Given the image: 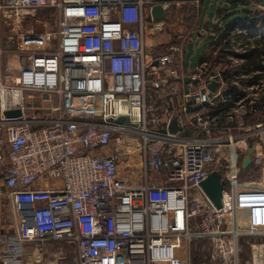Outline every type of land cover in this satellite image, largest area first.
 Returning a JSON list of instances; mask_svg holds the SVG:
<instances>
[{"label": "built area", "instance_id": "built-area-1", "mask_svg": "<svg viewBox=\"0 0 264 264\" xmlns=\"http://www.w3.org/2000/svg\"><path fill=\"white\" fill-rule=\"evenodd\" d=\"M171 5L0 0V264H243L230 230L243 206L264 210V72L241 85L255 75L186 68L187 36L160 40ZM249 147L254 191H229ZM213 170L221 207L201 185ZM195 237L209 255L189 263Z\"/></svg>", "mask_w": 264, "mask_h": 264}, {"label": "crops", "instance_id": "crops-1", "mask_svg": "<svg viewBox=\"0 0 264 264\" xmlns=\"http://www.w3.org/2000/svg\"><path fill=\"white\" fill-rule=\"evenodd\" d=\"M170 3L171 42L179 40L181 34L187 36L183 44L186 68L193 69L201 62H209L224 71L231 67L239 75H255L244 79L241 85L252 84L260 78V72H264V0H177ZM206 42L205 51L194 65L198 47ZM190 43H194L195 48L188 56ZM238 119L244 120L241 116ZM246 120L247 123L251 121L250 118ZM232 231L242 244L243 263H250L252 245L264 242V210L245 205L239 209Z\"/></svg>", "mask_w": 264, "mask_h": 264}, {"label": "rangeland", "instance_id": "rangeland-1", "mask_svg": "<svg viewBox=\"0 0 264 264\" xmlns=\"http://www.w3.org/2000/svg\"><path fill=\"white\" fill-rule=\"evenodd\" d=\"M157 1H161V2L168 1V2H173V3L177 2V0H157ZM175 13H176V11L173 12V16H174ZM172 21H173V18L170 19V21L168 22V25L170 23H172ZM175 29H176V31H178L177 28H175ZM172 35H171V29H168V34H164L160 40L161 41L164 40V41L171 42ZM207 45L208 44L206 42L202 46L198 47V50H197V53H196V58L194 60V65L201 58V56H202L203 52L205 51ZM194 48H195L194 43H190L188 45V49H187L188 56H191L193 54ZM253 121H255V119L251 120V122H253ZM220 162H223V159H220ZM233 173H234L235 176L233 178V181L229 185V188H228L229 191H234V192H238V193H240L242 191H248V192H253L254 191V181L256 180V177L260 176L259 175L260 173L254 167L253 168L249 167L247 169H243L240 166H236L234 168V170H233ZM3 208H4L3 207V201H2V198H0V229L8 227V224H7L8 222L5 223V221H3V220H5L4 217H5L6 213H7V212L5 213V211H3ZM243 208H244V206H243ZM5 224L7 225V227H5L6 226ZM199 240H200L199 237H195L194 241L192 243H190V245L187 248L186 252H184L185 257L187 258V261L189 263L194 262L195 259L196 260L199 259L198 256H199L200 253L198 252V248H199V246L201 244ZM58 244L59 245H65V249H64L65 254L63 255L64 256L63 257L64 260L67 259V258L68 259L74 258L76 256L75 248L71 246L72 244L70 245V243H67V242H59ZM249 255H250V253H249ZM251 256H249L250 257L249 258L250 264H252L251 263V261H252L251 260ZM242 260H244L243 256H242ZM29 264H40V263L38 262L37 259L30 258ZM156 264H167V263H156Z\"/></svg>", "mask_w": 264, "mask_h": 264}, {"label": "water", "instance_id": "water-1", "mask_svg": "<svg viewBox=\"0 0 264 264\" xmlns=\"http://www.w3.org/2000/svg\"><path fill=\"white\" fill-rule=\"evenodd\" d=\"M152 16L156 20H165L168 18V12L163 4L158 3L152 8ZM217 86V82H212L210 87L215 89ZM189 105V104H188ZM191 108V107H190ZM21 110H10L7 111L8 116H16L20 115ZM118 123L124 122V117H121ZM177 129L176 121L174 120L171 124V130L174 131ZM254 151V147H249L246 155H244L242 160V167L247 168L252 164V153ZM227 183V179L223 178L222 173L219 170H213L206 180L202 182V188L205 191L206 195L210 198L213 204L216 207H221L223 203V192Z\"/></svg>", "mask_w": 264, "mask_h": 264}, {"label": "trees", "instance_id": "trees-1", "mask_svg": "<svg viewBox=\"0 0 264 264\" xmlns=\"http://www.w3.org/2000/svg\"><path fill=\"white\" fill-rule=\"evenodd\" d=\"M264 99V98H263ZM200 241V240H199ZM202 242V240L200 241V243ZM203 243H201L200 244V246H199V248H198V252L200 253L199 254V259H195V261L197 262V261H200V260H202V259H204L206 256H207V253H209L208 251H201V245H202Z\"/></svg>", "mask_w": 264, "mask_h": 264}]
</instances>
